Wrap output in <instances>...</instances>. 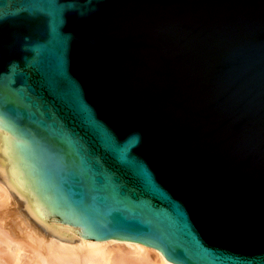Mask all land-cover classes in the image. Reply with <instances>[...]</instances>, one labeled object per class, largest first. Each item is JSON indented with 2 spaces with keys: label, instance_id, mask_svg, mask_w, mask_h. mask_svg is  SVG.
I'll return each mask as SVG.
<instances>
[{
  "label": "water",
  "instance_id": "95a60500",
  "mask_svg": "<svg viewBox=\"0 0 264 264\" xmlns=\"http://www.w3.org/2000/svg\"><path fill=\"white\" fill-rule=\"evenodd\" d=\"M0 182L62 243L264 264V0H0Z\"/></svg>",
  "mask_w": 264,
  "mask_h": 264
},
{
  "label": "bare ground",
  "instance_id": "6f19581e",
  "mask_svg": "<svg viewBox=\"0 0 264 264\" xmlns=\"http://www.w3.org/2000/svg\"><path fill=\"white\" fill-rule=\"evenodd\" d=\"M0 250L8 264H169L162 252L120 242L62 243L31 226L0 182Z\"/></svg>",
  "mask_w": 264,
  "mask_h": 264
},
{
  "label": "rangeland",
  "instance_id": "374dc122",
  "mask_svg": "<svg viewBox=\"0 0 264 264\" xmlns=\"http://www.w3.org/2000/svg\"><path fill=\"white\" fill-rule=\"evenodd\" d=\"M1 209V207H0ZM6 256H5V253H3L1 250H0V264H8L5 260Z\"/></svg>",
  "mask_w": 264,
  "mask_h": 264
}]
</instances>
